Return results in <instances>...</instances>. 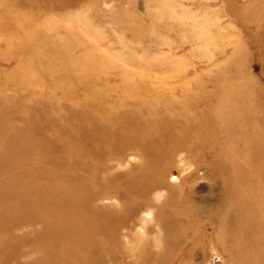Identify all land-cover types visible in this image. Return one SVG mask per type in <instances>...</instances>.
<instances>
[{
	"label": "rangeland",
	"instance_id": "rangeland-1",
	"mask_svg": "<svg viewBox=\"0 0 264 264\" xmlns=\"http://www.w3.org/2000/svg\"><path fill=\"white\" fill-rule=\"evenodd\" d=\"M263 116L264 0H0V264H264Z\"/></svg>",
	"mask_w": 264,
	"mask_h": 264
},
{
	"label": "bare ground",
	"instance_id": "bare-ground-1",
	"mask_svg": "<svg viewBox=\"0 0 264 264\" xmlns=\"http://www.w3.org/2000/svg\"><path fill=\"white\" fill-rule=\"evenodd\" d=\"M264 117V116H263ZM194 186V185H193ZM189 190V189H188ZM201 190V189H200ZM203 190V189H202ZM186 193V192H185ZM188 193H190V192H188ZM197 194V193H196ZM187 195V194H186ZM188 196V195H187ZM191 197V196H190ZM190 199H192V198H190ZM189 199V200H190ZM149 211V210H148ZM216 250V249H215ZM215 252H217V251H215ZM220 257H221V255H219ZM199 257V256H198ZM212 260V259H211ZM220 260V259H219Z\"/></svg>",
	"mask_w": 264,
	"mask_h": 264
}]
</instances>
